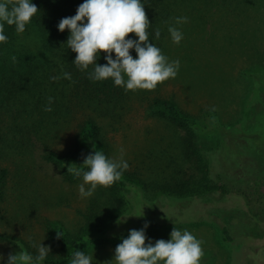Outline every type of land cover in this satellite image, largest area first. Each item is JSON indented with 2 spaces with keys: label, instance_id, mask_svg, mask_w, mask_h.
<instances>
[{
  "label": "rangeland",
  "instance_id": "obj_1",
  "mask_svg": "<svg viewBox=\"0 0 264 264\" xmlns=\"http://www.w3.org/2000/svg\"><path fill=\"white\" fill-rule=\"evenodd\" d=\"M20 4L0 0V37L11 28L19 42L36 49ZM152 13L157 53L142 68L117 54L106 30L81 34L91 54L116 57L125 82V99L118 109L109 106V114L68 102L58 124L44 123L40 107L20 103L24 94L10 101L0 92V264L67 257L72 250L60 240L61 227L74 238L92 235L78 264H264V0H162ZM58 75L70 88L71 71ZM155 98L237 127L230 136L234 147L224 146L223 164L218 161L226 175L219 178L218 163H211L212 185L224 188L184 197L160 189L172 176H199V169L196 157L183 154L185 132L149 110ZM89 116L108 140V154L100 149V156L140 176V186L123 196L90 176L68 182L49 160L74 147ZM93 202L107 216L91 213L96 220L88 229ZM110 226L106 239L97 236ZM224 229L231 240H224Z\"/></svg>",
  "mask_w": 264,
  "mask_h": 264
},
{
  "label": "trees",
  "instance_id": "obj_2",
  "mask_svg": "<svg viewBox=\"0 0 264 264\" xmlns=\"http://www.w3.org/2000/svg\"><path fill=\"white\" fill-rule=\"evenodd\" d=\"M160 1L20 0L19 16L32 29L38 47L34 49L19 42L22 40L14 37L11 28L0 37L1 96L11 101L21 92L25 99L20 103L30 102L35 108L40 107L42 110L38 111V118H42L44 123L51 121L58 124L65 115L68 102L74 106L93 107V110L102 109L101 114H109V106L118 109L125 99L126 91L125 82L115 68L116 57L91 54L81 34L90 27L106 30L111 35L117 54L128 57L142 68L157 53V21L152 8ZM66 69L71 71L68 76L70 88L63 83L67 81L60 80L62 75H58ZM149 110L185 132L182 139L183 154L196 157L195 164L199 169V176L191 175L187 179L172 176V183L167 187L160 185V189L166 191L167 195L168 192H174V195L184 197L193 191L203 193L224 188L223 185H212L211 163L214 164L215 159L218 163L217 176L223 178L221 176L226 173L223 165L220 166V161L223 164L220 156H226L224 146L234 147L230 136L235 134L237 127L234 130L224 127L212 113H205L201 117L189 115L176 103L162 98H155ZM54 117L56 120H53ZM36 122L40 123V120ZM226 138L230 141L226 142ZM200 142H204V145L208 143L210 149H203ZM108 148L103 127L96 118L89 116L79 124L74 147L66 155L50 154L48 157L59 165L66 181L75 183L90 176L123 196V192L132 186H140V176L136 171L116 166L106 157L100 156L99 150L103 149L107 155ZM232 153L236 154L234 151ZM232 153L230 156H233ZM195 178L199 181H194ZM2 185L1 178L0 193ZM139 200L144 203L143 199ZM98 212L102 217L107 216L106 211L93 202L88 211L90 214L85 215L88 229L96 220L90 217L91 213L96 216ZM154 227L156 225L151 226L152 229ZM100 229L102 232L97 236L101 239H106L112 232L111 226ZM224 232V240H231L229 231L224 229ZM60 234L61 242L72 250L71 254L60 259L28 260L27 264H78L80 253L92 235L86 232L74 238L63 227L60 228Z\"/></svg>",
  "mask_w": 264,
  "mask_h": 264
}]
</instances>
